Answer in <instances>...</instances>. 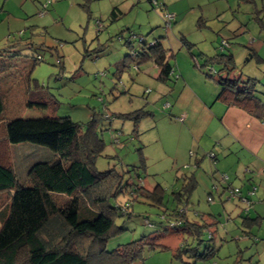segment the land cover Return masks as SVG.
<instances>
[{
  "label": "rangeland",
  "instance_id": "rangeland-1",
  "mask_svg": "<svg viewBox=\"0 0 264 264\" xmlns=\"http://www.w3.org/2000/svg\"><path fill=\"white\" fill-rule=\"evenodd\" d=\"M52 1L45 11V0H0V48L7 45V40L20 39L21 53L16 59L25 62L20 63L25 69L33 55L39 54L45 59L30 72L36 87L33 82L27 86L20 81L13 84L6 81L8 78L0 79V90L6 97L3 117L11 120L54 115L68 117L80 125H86L95 118V128L104 148L95 159L94 168L97 171L115 170L122 176L123 185L138 182L146 190L161 189L163 205L156 206L154 201L142 196L137 201L131 200L126 193L119 196L118 201H130V215L117 218L116 224L123 231L107 240V251L157 232L146 224V220L157 222L163 209L167 213L176 207L172 192L180 188L181 175L193 171L198 185L190 195L186 215L199 224H205L206 232L214 234L213 240L208 241L206 232L203 233L199 253L205 252L206 245H212V242L215 247L214 257L206 261L196 260V264H255L264 243V220L261 227H253L249 238L242 235L240 227L243 218H254L256 211L264 216V177L260 175L264 164L250 167L248 180H245L244 161L232 164V159L225 158L219 151V142L214 145L203 139L202 144L195 142L192 148L183 147L184 140L180 138L183 120H179L182 115H176L168 102L169 93L160 95L158 86L171 88L178 79L180 83L189 81L190 74L202 84L199 77L205 75L199 72L198 66L205 73L211 65L204 64L200 54L231 53L235 61L232 76L254 79L260 89L258 96L264 104V62L256 59L264 60V29H260L258 21H255V17L260 15L264 23V0H175L180 1L178 6L186 16L181 24H174L173 20L169 29H164L161 10L169 13L167 9L152 8L149 0ZM157 2L163 4L162 0ZM115 6L123 16L109 23V13ZM199 6L210 16L217 13L214 9H218L219 18L197 22L201 13ZM131 34L142 36L146 43L160 39L171 50L173 57L170 63L174 75H170L168 82L161 83L156 79L158 69L153 64L147 63L138 71L132 70V60L125 58L132 52L124 44L125 40L132 39ZM181 34L193 44L191 51L181 43ZM26 42L34 46L24 50L23 43ZM222 43L228 46L224 51L220 50ZM132 44L134 48L139 46L137 41ZM252 52L254 57H250ZM190 53L196 58H192ZM213 67L219 71L218 65ZM123 71L125 76H122ZM140 75H145V78ZM137 77L139 79L133 81ZM126 79L132 83L131 86H127ZM209 80H206L208 90L212 87ZM35 88L52 100L51 108L27 106L26 91ZM138 110L145 111V116L136 125L117 117ZM3 137L0 127V161L12 167L20 182L26 180L28 168L33 163L54 158L46 148L37 145L6 146ZM184 153L189 158L186 166L189 169L186 170L179 161L178 165L172 166L171 161ZM217 153L219 155L215 159ZM195 154H198L197 159ZM236 167L239 171H234ZM250 180L251 185L248 184ZM224 181L230 188L225 190L222 201H219L216 190L221 192ZM247 188H255L256 192L250 195ZM231 189L239 190L242 199L232 197ZM246 194L249 204L243 200ZM7 198V195L0 196V209ZM66 199L62 197L60 203ZM195 213L199 214L196 219ZM159 231L153 233L160 235L156 243L167 249L152 250L144 245L141 258L132 264H183L172 254L182 239L191 245V238ZM193 260L187 256L182 258L189 263Z\"/></svg>",
  "mask_w": 264,
  "mask_h": 264
},
{
  "label": "trees",
  "instance_id": "trees-1",
  "mask_svg": "<svg viewBox=\"0 0 264 264\" xmlns=\"http://www.w3.org/2000/svg\"><path fill=\"white\" fill-rule=\"evenodd\" d=\"M151 1L148 2L151 4ZM53 2H49L44 10L47 11ZM151 6L154 9L165 8L158 2L156 7L152 4ZM161 10L165 12L164 9ZM122 16L123 12L116 6L110 11L108 21L114 23ZM261 23L262 18L259 28L264 29V23ZM131 37L132 39L125 40L124 44L134 56L129 54L125 58L132 60L138 70L144 64H153L158 69L156 79L161 83L168 82L170 75H174L170 63L173 57L171 50L165 47L160 39L146 43L140 35L131 34ZM134 41L139 45L136 48L132 44ZM6 42L7 45L0 48V79L20 81L27 86L33 82L36 87V81L31 80L30 72L36 65L45 62V59L35 54L25 69L20 66L21 62H25L16 59L21 53V40ZM181 43L191 51L193 44L188 43L185 38H181ZM23 44L24 50L34 46L28 42ZM220 50L224 51V48ZM190 54L192 58L195 57L193 53ZM200 55L204 58V64L211 67L204 73L198 66L199 72L219 87L217 99L228 106L246 111L264 123V104L258 96L260 89L250 77L242 79L232 76L235 64L233 55ZM256 59L264 62L259 57ZM213 65H218L219 71H216ZM5 98L0 90V127L3 129L6 146L24 143L37 145L46 148L54 158L33 163L28 168L24 182L17 179L9 164L0 161V196L8 197L0 209V264H132L141 258L144 245L152 250L167 249L156 243V239L160 238V235L155 236L158 230L191 238V245L182 239L183 242L181 240L179 247L172 254L183 264H196V260L206 261L209 257H214L215 249L212 245H206L205 252L199 253L206 225L190 221L186 215L185 208L190 195L197 188L193 171L182 174L180 188L172 192L176 207L167 213V210L163 209L157 222L150 223L146 220V224L157 231L153 232L155 234L143 236L107 251V240L123 231V228L116 224L117 218L130 215V201H118L119 196L126 193L125 195H130L133 201L142 196L154 201L157 206L163 205L161 189L156 187L148 191L142 183V186L137 184L138 182H126L123 185L122 176L115 170L97 171L94 168L95 159L101 155L104 148L95 128V118L86 125L72 122L68 117L54 115L7 120L3 117L6 112ZM25 100L28 107L48 109L53 105L52 100L37 88L27 90ZM144 116L145 111L138 110L117 117L130 120L136 125ZM144 162L142 159V166ZM225 183L224 181L223 188L229 189V185ZM64 196L67 199L61 204V198ZM236 197L242 199L240 191ZM248 197L247 195L243 199ZM260 221V218H243L240 227L242 235L247 238L252 236L250 230L258 226ZM206 237L210 241L211 232L207 231ZM184 256L193 258L194 262L182 261Z\"/></svg>",
  "mask_w": 264,
  "mask_h": 264
},
{
  "label": "crops",
  "instance_id": "crops-1",
  "mask_svg": "<svg viewBox=\"0 0 264 264\" xmlns=\"http://www.w3.org/2000/svg\"><path fill=\"white\" fill-rule=\"evenodd\" d=\"M179 2L180 1L175 0H162L165 9H167L169 13H173L175 18L174 24H181L186 16L185 11L178 6ZM208 5L210 6V4ZM199 8H201V6H199ZM214 10L217 13H215L213 16H210L209 14H205L203 9L201 8V13L197 18V22L202 23L203 21L206 22L210 20H217L216 17L219 18L218 9ZM261 18L262 16L257 15L255 17V21H258V23H260ZM261 25H263V23H261ZM181 38H185L184 34H181ZM253 54L255 53L252 52V56L250 57H253ZM122 64L123 63L121 62V65ZM17 70H19V68ZM123 75L125 76L124 71L122 72V76ZM140 76H143L145 78V75ZM138 77L134 78L133 81L138 80ZM189 78L190 82L187 80H183L184 82L182 83H180V79H178L175 82L174 86L171 88L166 85H164V87L166 88L161 85L158 86L160 95L169 93V96H167L169 100L168 102L171 103V107L174 112H176V115H184L182 123L183 125L181 127L182 132L180 136L181 140H184L183 147L192 148L195 142L202 144L203 139L214 145L216 143L218 144L219 142V151L225 155V158L230 157L233 161L232 164H234L235 162L239 164L240 162L244 161L242 164L243 168L245 169V171L243 172V178L245 180H248L247 171H249L250 167H253L254 165V167H259L261 164H264V123L255 119L246 111L235 106H228L222 100H218L215 95H218L219 87L212 80V87L210 90H208L207 88L209 84L206 82L207 79H205V77H199L203 80L202 84L196 79V77L192 76L191 74ZM127 80L128 79H126V82ZM6 81H10L13 84H18L19 82L12 80ZM129 85H132L130 81L127 82V86ZM194 86L199 87L195 88ZM218 155V153L214 155L215 159L218 158ZM197 156L198 154H195L194 158L197 159ZM187 158L188 157L186 153H184L183 155H179L177 160L175 159L171 161L172 166L178 165L179 161V163H181L183 167H186L189 162V158ZM238 164H235V166H237ZM238 167H236V169H231H234V171H239ZM224 168L226 170H229L228 167ZM188 169L189 167L186 168V170ZM248 184L251 185V180L248 182ZM225 190L226 189L224 188L221 189L220 193H218V191L216 190V195L217 197H219V201H222ZM249 191H251V189L247 188V193ZM245 196H247V194ZM255 214L256 215L254 218L261 219L257 227H261L264 216H261L257 211ZM194 216V218L196 219V217H199V214L195 213ZM200 217L202 220L204 219V216L201 215ZM187 219L197 222L196 220L189 219L188 217ZM253 229L254 228L250 230V234ZM211 234V240H213L214 234ZM212 246L215 249L213 242ZM255 264H264V243L261 250L258 252Z\"/></svg>",
  "mask_w": 264,
  "mask_h": 264
},
{
  "label": "built area",
  "instance_id": "built-area-1",
  "mask_svg": "<svg viewBox=\"0 0 264 264\" xmlns=\"http://www.w3.org/2000/svg\"><path fill=\"white\" fill-rule=\"evenodd\" d=\"M52 0H45V4L43 5V9L46 8L47 4L49 2H51ZM151 4L156 7L157 6V1L156 0H152L151 1ZM163 19H164V29H169L171 27V23L172 21L174 20V15L171 14V13H166V12H163ZM221 47L222 48H227V43H222L221 44ZM132 56H134V53H132ZM134 64V63H133ZM132 70L134 71H138V68L137 66L134 64V66L132 67ZM184 119V115H182L179 120L182 122V120ZM261 176L264 177V169L261 171L260 173ZM223 179H226L225 177H223ZM256 191L255 188H253L251 191H249V194L252 195L254 192ZM231 196L232 197H236V196H239V191L238 190H234V191H231ZM245 203L249 204V201L248 199H243ZM183 210V209H182Z\"/></svg>",
  "mask_w": 264,
  "mask_h": 264
}]
</instances>
